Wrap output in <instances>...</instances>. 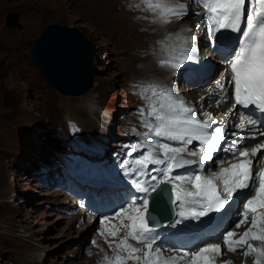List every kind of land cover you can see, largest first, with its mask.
<instances>
[{
    "label": "rangeland",
    "instance_id": "rangeland-1",
    "mask_svg": "<svg viewBox=\"0 0 264 264\" xmlns=\"http://www.w3.org/2000/svg\"><path fill=\"white\" fill-rule=\"evenodd\" d=\"M123 1L115 0L113 9L125 13L127 0ZM77 11L73 0H0V264L88 262L83 252L95 227L78 232L73 223L79 215L64 220L55 210L71 198L58 190L62 177L69 179L71 165H81L78 161L70 160L69 164L66 161L71 150L69 145L76 146L69 135L67 120L80 123L81 136L86 140L90 135L102 134L103 121L108 120L104 115L109 116L113 124L107 128L108 148L121 144L123 136H126L125 143L136 144L137 150L139 142L151 143L156 139L154 135L145 136L149 132L146 124L156 123L149 114L152 99L147 93L152 91L150 84L147 81L131 84L138 79L150 78L139 69L146 54L143 50L151 46L153 40L154 45L156 39L150 37L144 41L141 36L145 33L141 31L148 28L142 26L139 27L141 36L138 33L134 38L124 36L117 21L113 25L109 17H104L103 22L98 20V24L96 19H88V24ZM9 12L20 14L23 30L6 26L5 18ZM50 24L77 28L96 47L99 59L95 64L99 73L93 88L83 96L60 95L46 83L32 62L27 44L34 42ZM154 29L150 30L157 38L159 34ZM165 36L168 34L163 38ZM128 47L130 51H127ZM161 55L153 53L152 57ZM158 76L154 74L152 78L159 83L162 77ZM182 80L187 79L180 77L174 85L171 83L172 88L177 89L176 93L182 92L179 87ZM171 84L169 80V87ZM125 129L133 133L125 132ZM104 136L106 138V134ZM137 137L139 141H136ZM61 146L63 153L56 151ZM75 148L74 154L78 150L77 146ZM108 148L103 158L109 153L114 154L112 151L116 149L109 151ZM133 154L132 147L123 150L125 157L130 158ZM41 171L44 172L42 175ZM13 197L23 200L21 208L7 204L6 201Z\"/></svg>",
    "mask_w": 264,
    "mask_h": 264
},
{
    "label": "snow or ice",
    "instance_id": "snow-or-ice-1",
    "mask_svg": "<svg viewBox=\"0 0 264 264\" xmlns=\"http://www.w3.org/2000/svg\"><path fill=\"white\" fill-rule=\"evenodd\" d=\"M148 10L156 13L163 23H168L170 17H182L187 14V8L183 5H171L168 0H144ZM206 8V19L209 26V34L216 39L220 30H228L239 34L237 47L233 57L229 58L231 81L234 86V98L237 105L249 109L251 113L259 112L264 114V0H200ZM248 5L245 15V5ZM243 25V28L241 27ZM190 31V30H189ZM195 40L196 37H190ZM188 40L184 41L187 44ZM176 55L166 61L167 65L173 68H180L186 60L193 59L191 53L195 49L185 48L173 49ZM153 95L157 96V102L150 104V115L155 118L156 123H148L149 132L145 136L154 135L157 140H152L146 145L147 154L142 158L134 160L135 168L125 166L126 177H130V183L137 193L142 195L135 199H129L126 207L115 213L122 216L121 226L128 229L127 236L117 245V249L123 248L127 255L122 256L117 251L112 257H105L107 264H215V255L220 253L219 245L201 247L190 255L185 252L179 260L165 258L161 253V245H154L159 240L156 228L150 226V221L159 226L155 215L149 212V200L155 209L158 204L167 198V201L175 205L174 216L171 226L175 227L186 220H201L224 208L233 195H243L238 190L249 189L250 198H246L241 214L243 219H238L235 227H240L248 221L251 215V227L247 229L240 239H232L235 232L228 230L222 236L228 249L236 251L237 248L247 246L245 255H254V264H264V168L260 169L257 176H253L252 160L259 148H253L252 152L239 148H225L226 153H231L234 158L239 159L237 163L229 167L221 168L213 176L208 177L195 172L172 175L174 169L185 168L196 161L185 159L182 153L188 152L187 145L194 140L200 142L199 153L188 152L189 155L199 156L197 171L202 172L205 164L210 162L224 139L226 126H220L209 132L208 129L215 121L208 115V121L201 122L196 119L193 110L187 107L184 100L166 88L158 85H151ZM217 89H223L222 83H217ZM211 91V90H210ZM249 106H254L249 108ZM257 121L250 116L241 115L238 124L234 125L241 130L246 126H255ZM239 136L240 133H232ZM160 140L179 141L185 147H171L168 143ZM236 144V141L232 142ZM162 152L164 158H158L155 153ZM157 165L149 169L148 165ZM151 172H156L152 176ZM219 182V183H218ZM192 184L195 191L183 190V184ZM164 185V187H161ZM171 185V187H168ZM222 185V187L220 186ZM156 193L152 196V193ZM230 206V205H229ZM124 220L129 223L125 224ZM103 222V221H102ZM111 235L116 232L106 229ZM103 235V233H101ZM134 240L144 244V248L134 247L128 240ZM249 239L262 242L261 247H253L248 243ZM92 243H95L93 241ZM166 247V246H165ZM142 253V255H140Z\"/></svg>",
    "mask_w": 264,
    "mask_h": 264
},
{
    "label": "water",
    "instance_id": "water-1",
    "mask_svg": "<svg viewBox=\"0 0 264 264\" xmlns=\"http://www.w3.org/2000/svg\"><path fill=\"white\" fill-rule=\"evenodd\" d=\"M5 24L10 29L24 28L17 12H9ZM27 47L32 62L46 83L60 95L80 97L93 88L95 76L99 73L95 60L98 61L99 57L95 45L79 29L50 24L34 42H28ZM156 208L152 207L153 214ZM170 219L171 212L163 203L159 222Z\"/></svg>",
    "mask_w": 264,
    "mask_h": 264
},
{
    "label": "bare ground",
    "instance_id": "bare-ground-1",
    "mask_svg": "<svg viewBox=\"0 0 264 264\" xmlns=\"http://www.w3.org/2000/svg\"><path fill=\"white\" fill-rule=\"evenodd\" d=\"M73 1L75 3V8L78 10L76 12L77 15H80L81 19H83L87 23L89 20L93 21L94 19H96L97 20L96 24H98L99 23L98 20H100V22H103L104 17H109L110 20L112 21L113 25H114V21H117L118 25H120L121 34H123L124 36H127V37L131 36L133 38L137 35V33L139 34V36L142 35L139 32L140 26H142L143 28L144 27L148 28V30L141 31V32L145 33L144 35L141 36V38L145 41L146 39H149L151 37L152 39H156V41L153 45V41H154L153 40L151 43V46H148L147 48H145L143 50V53H146V54L144 55V58L141 60L142 61L141 66L142 67L139 69V71H141L140 73L145 74L146 77L150 76V78L149 79H147V78L138 79L134 82H131V84H138V83L143 84L144 82L147 81V82H149L150 86L156 85L157 83L155 82V79L152 78V76H154V74L161 75L162 73H164L166 70V66L162 65L161 63L168 61L171 58V56L173 55V53H171L170 50L172 49L174 42L171 41L170 40L171 38L168 36H165V38H163L164 34H167V30L172 31V32L178 31L183 23H188L189 21H187L186 18L180 19L179 17L175 16L177 18V20L175 21V24L173 26L169 25V26L163 27L159 24L160 19L157 17L156 13L148 10L147 5L144 3V0H127V4L125 3L124 5H126V9L129 12L134 13L132 16L127 10L125 13H124V11L122 13H119L116 10H114L113 9V3L115 2V0H73ZM118 1H120V0H118ZM168 3H170L171 5L176 4V2L174 0H168ZM79 4H81L82 9H79L80 8ZM118 7L120 8V6H118ZM82 14L84 17L82 16ZM193 16L196 18L197 14L194 13ZM154 28L156 29L157 34H159L157 38H156L157 35L155 33L151 32L153 30H150V29H154ZM112 30L114 31V29H112ZM200 40H201V42H204L203 37H201ZM127 49H128L127 51H130V47H128ZM127 51H125V52H127ZM153 53L154 54L155 53H162V55L159 58H154V57H152ZM202 53H204V50H202ZM208 57H210V56H208ZM202 58L206 59V57H202ZM144 60H146V61L144 62ZM133 73H135V72H133ZM166 82H167V84L164 85L163 88L171 90L175 94V96H177V97L183 96L182 92L176 93L177 89L172 88V84L174 85V82H176L175 79H170V84L172 83L170 85V87H169V80H166ZM181 83H182V85L180 84L179 87L182 91H184L186 89V81L182 80ZM188 92H189V96H192L193 99H195L199 96V92H197V90H194L193 88H188ZM149 93H150L149 98L152 99V103L156 102L157 99H156V97L152 96V94H151L152 91L151 92L148 91L147 95ZM220 102H222V103L225 102V99L223 96H220ZM224 109H226V107H224L223 110ZM104 118H107V116L104 115ZM157 139H155V140H157ZM160 142L168 143L171 147H181V145L183 144L182 142H179V141L160 140ZM172 174L177 175L178 173L173 172ZM126 197L130 198L131 196L129 194H127ZM17 201L18 200L15 199L14 202H17ZM8 203H10V202H8ZM17 207L20 208L19 205ZM77 215L81 216L80 213H78ZM85 217L86 216H84V218ZM161 234L162 233H160V235ZM133 242H135V241H133ZM83 253H85V252H83ZM85 254L88 257V259L85 258V260H88L87 264H101V263L103 264V262H104V260H102V257L104 255V251H101V250L98 251L97 249L92 247V252L91 253H85Z\"/></svg>",
    "mask_w": 264,
    "mask_h": 264
},
{
    "label": "trees",
    "instance_id": "trees-1",
    "mask_svg": "<svg viewBox=\"0 0 264 264\" xmlns=\"http://www.w3.org/2000/svg\"><path fill=\"white\" fill-rule=\"evenodd\" d=\"M85 237V236H84ZM88 237V236H87Z\"/></svg>",
    "mask_w": 264,
    "mask_h": 264
}]
</instances>
